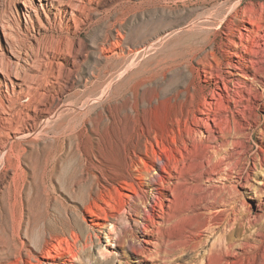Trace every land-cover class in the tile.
<instances>
[{
  "label": "bare ground",
  "instance_id": "bare-ground-1",
  "mask_svg": "<svg viewBox=\"0 0 264 264\" xmlns=\"http://www.w3.org/2000/svg\"><path fill=\"white\" fill-rule=\"evenodd\" d=\"M159 2L0 0V264H58L60 257V264H85L98 232L106 242L97 260L110 264H264V233L241 237L240 217H231L223 201H212V185L223 176L232 186L264 194V5L237 2L233 19L248 25L244 33L231 32L225 62L230 83L262 89L257 104L263 118L253 119L252 152L242 142L252 130H237L234 116L224 125L217 102L200 100L192 76L184 90L160 94L157 78L173 68L193 72L194 57H201L196 63L209 77L220 64L215 38L208 37L179 59L144 65L150 44L134 42L122 26L140 6ZM98 25L106 35L100 45L91 44L98 70H88L85 93L76 80L91 48L81 33ZM76 104L78 112L71 109ZM63 107L76 113L73 126L60 120L62 113L57 118ZM41 143L53 154L50 169L32 159L40 157L32 150ZM70 153L85 173L83 206L101 218L92 220L87 234L69 222L50 227L44 215L25 212L22 201L23 165L47 183ZM256 209L264 227V200Z\"/></svg>",
  "mask_w": 264,
  "mask_h": 264
},
{
  "label": "rangeland",
  "instance_id": "rangeland-1",
  "mask_svg": "<svg viewBox=\"0 0 264 264\" xmlns=\"http://www.w3.org/2000/svg\"><path fill=\"white\" fill-rule=\"evenodd\" d=\"M161 2L149 3L150 5L145 4L143 5L144 7L140 6L134 15L131 14L127 17L122 26L123 30H125L129 38L134 42L144 41L150 44L151 50L148 49V53H145L143 59L144 65L150 64L149 66H153L157 63L175 58L179 59L191 49L193 50L203 44L206 41L205 38L211 37L215 38L216 52L221 66L218 65L219 68L213 69V73L209 77L201 70V66L196 63L201 57L196 56L191 61L192 66H194L193 72L189 70V66L187 68H175V70L173 68L170 72L167 71L164 76L157 78L156 85L160 87V94L164 93L162 95L168 97L173 96L176 92L178 93L180 90H184L188 82L192 78H195L196 85L201 91L200 100H203L206 96L210 100H213V102H217L216 106H218L217 108L221 112V121L224 125L228 124L227 118L234 116V120L237 122L235 123L237 130L242 132L247 128L250 129L249 131L252 130L249 132V137L242 138V142L246 145L248 144L247 146L253 152L257 149V128H253V119L256 116H258V119L263 118L262 108L260 104H257L260 103L259 97L262 89L256 84H253L252 88H245L241 85L242 83H230L226 77L225 70L228 68L225 67V62L231 59L230 53L232 50L227 43L228 38L233 36L231 32L240 28V31L244 33L246 31L245 25H248L247 21L239 25L233 19V14L237 9V2L240 6L250 8L253 4L258 7H263L264 0H161ZM105 35V29L101 25H98L83 31L81 33V39L87 47L89 46L87 48L89 49L91 48V44L100 45ZM234 38L238 41L240 40L239 36ZM157 42L162 43L156 45ZM260 42L259 54L264 57V40L261 39ZM91 49H89V53L87 54L86 62L81 65L79 79L76 80L77 86H80L77 90L81 89L85 93L89 92L88 88H91V84L86 83L88 86L86 85V88H82L84 79L88 76L90 70H95L94 72L98 70L96 51ZM98 105L100 104L97 102L94 111L91 113L92 116L98 111ZM75 106L70 108L78 112L80 105L76 104ZM70 108L69 110L64 107L61 108L63 111L60 109L56 116L58 118L59 114L62 113L63 117L60 120L65 124L69 123V125L73 126L77 122V119L75 116L76 113L70 110ZM47 150L49 149L45 147L44 143H41L39 150L36 148L32 150L34 151V155L36 151H40V157L32 156V159L38 158L39 162L41 161L44 165L47 164V167L50 169L52 160L54 159L52 158L53 154L51 151L49 153ZM69 155L64 163L63 172L58 166L60 171L57 172L59 175L58 173L56 175L50 174L48 176L49 183L41 182V178L43 179L41 172L32 175L30 169L23 165V168L28 172L27 181L29 183L26 181L22 189V201L27 209L25 212L29 208L31 216L41 217V215H44L50 227L55 226L60 228L64 223L69 222V225L87 234L88 232L90 233L87 230V226L92 220H101V218L92 215L83 206L87 200V193L84 191L85 189L80 190L79 187L80 178L85 173L82 172L81 174L79 157L75 153H70ZM26 163L29 165V159L26 160ZM84 181L81 185L89 184V182ZM229 181L230 179L223 176L218 178V182H214L216 184L212 185V201H223L222 203L229 209L227 210L231 217L235 215L236 217H240L239 229L241 233L243 232L252 238L263 235L264 227L262 226V221L256 219L255 216L258 212L256 204L264 200V194L254 193L253 187L249 190L248 187L243 185L236 184L232 186V182ZM250 183L253 186L255 185L254 180L250 179ZM243 233L240 235L241 237H243ZM105 242L103 233L98 232V238H94L92 243L93 255L85 260V264H110L105 260H97L98 254L102 250L100 243L103 245ZM191 255H187V258H190L189 256ZM61 260V257L57 259L58 264H60Z\"/></svg>",
  "mask_w": 264,
  "mask_h": 264
}]
</instances>
